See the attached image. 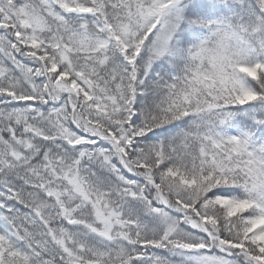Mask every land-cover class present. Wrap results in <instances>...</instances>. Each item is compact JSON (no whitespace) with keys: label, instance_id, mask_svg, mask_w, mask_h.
I'll use <instances>...</instances> for the list:
<instances>
[{"label":"snow or ice","instance_id":"obj_1","mask_svg":"<svg viewBox=\"0 0 264 264\" xmlns=\"http://www.w3.org/2000/svg\"><path fill=\"white\" fill-rule=\"evenodd\" d=\"M0 264H264V0H0Z\"/></svg>","mask_w":264,"mask_h":264}]
</instances>
